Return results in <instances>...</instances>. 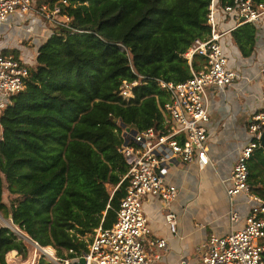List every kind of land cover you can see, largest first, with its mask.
Wrapping results in <instances>:
<instances>
[{
  "label": "trees",
  "instance_id": "trees-1",
  "mask_svg": "<svg viewBox=\"0 0 264 264\" xmlns=\"http://www.w3.org/2000/svg\"><path fill=\"white\" fill-rule=\"evenodd\" d=\"M68 2L62 7L70 27H54L26 88L1 113L0 212L40 247H53L60 261L81 264L77 257L88 251L95 229L113 226L127 193L125 133L150 127L167 133L169 92L161 81H186L207 62L186 53L211 32V0ZM256 33L253 23L232 30L244 56L254 51ZM123 80L140 81L127 103L118 94ZM248 165L250 187L264 198L262 149ZM13 250L28 254L23 238L0 224V264ZM37 264L54 263L41 254Z\"/></svg>",
  "mask_w": 264,
  "mask_h": 264
},
{
  "label": "built area",
  "instance_id": "built-area-1",
  "mask_svg": "<svg viewBox=\"0 0 264 264\" xmlns=\"http://www.w3.org/2000/svg\"><path fill=\"white\" fill-rule=\"evenodd\" d=\"M34 3L35 0H0V22L12 15L26 16L31 21L44 16L56 25L70 27L71 17L62 7L69 3L68 0L40 8ZM220 15L236 20V26L253 23L264 28V2L236 0L234 4L221 5L219 0H211L207 15L211 32L207 38L196 39L186 53L190 61L195 54H199L206 57L207 62L199 70H193L192 77L186 81H161V86L169 92V99L164 105L165 111L171 116L167 133H160L153 127L125 133L133 141L130 142L127 137L120 147L128 166L125 176L129 179L127 193L121 200L113 226L95 229L88 251L77 257L78 262L84 258V264H154L160 261L163 252L168 249L167 237L150 238L151 229L144 199L149 195L159 198L164 206L166 223L170 231L176 234L178 217L172 204L179 194V188L165 181L164 170L177 160L186 163L197 160L202 167L212 163L208 153L206 126L210 119L209 88L230 86L238 77V72L228 65L221 40L224 34L236 26L220 30ZM260 72L263 82L262 106L251 117L249 140L233 166L230 178L232 185L227 186V195L232 203L240 193L248 197L250 210L246 225L224 236L211 234L197 248L196 264H264V198L250 187L248 165L257 150L262 149L264 152L261 144L264 131V63ZM29 76L28 63L0 47V109L8 106L11 96L26 88ZM139 83V80H123L118 90L121 99L126 103L132 101L135 97L134 88ZM230 216L233 222L240 218L233 206ZM60 262L69 264V260ZM178 264L189 263L183 258Z\"/></svg>",
  "mask_w": 264,
  "mask_h": 264
},
{
  "label": "crops",
  "instance_id": "crops-1",
  "mask_svg": "<svg viewBox=\"0 0 264 264\" xmlns=\"http://www.w3.org/2000/svg\"><path fill=\"white\" fill-rule=\"evenodd\" d=\"M44 5L52 6L48 3L41 6ZM41 6L37 2L36 7ZM48 22L52 23L44 16H39L35 21L26 16H10L0 22V47L26 61L29 67L35 65L40 45L53 32ZM236 23L229 16L220 15L219 29L228 30L236 26ZM254 26L257 29L256 44L248 56L242 54L232 35V30L238 26L221 39L228 65L238 72V77L230 86L209 88L210 119L206 126L208 153L212 163L202 167L197 160L189 163L177 160L163 172L165 181L179 188V194L172 204L178 217L176 234L170 231L166 223L164 206L159 198L149 195L144 199V209L151 229L150 238L167 237L169 240L168 249L163 252L160 261L154 264H178L183 258L189 264H196L197 248L211 234L224 236L246 225L250 210L248 197L240 193L232 203L227 195V186L232 185L230 178L233 166L249 140L251 117L262 106L263 82L260 69L264 63V28L257 24ZM26 40H30L27 45ZM3 110L0 109V117ZM179 138L183 139V136L179 135ZM232 206L240 214L236 222L231 220ZM13 252L15 250L10 254Z\"/></svg>",
  "mask_w": 264,
  "mask_h": 264
},
{
  "label": "rangeland",
  "instance_id": "rangeland-1",
  "mask_svg": "<svg viewBox=\"0 0 264 264\" xmlns=\"http://www.w3.org/2000/svg\"><path fill=\"white\" fill-rule=\"evenodd\" d=\"M38 2V1H37ZM37 2H35V6L37 5ZM227 16V15H223ZM228 19H226L227 21ZM52 25L53 29L56 26L55 23H49L48 25ZM30 40H26V45L29 44ZM12 199V195L9 194L7 190L4 192V200L7 203H10V200ZM0 224L3 226L10 227L13 229L15 232H17L20 237L23 238L25 244L28 247V254L22 255L19 254L16 250L15 252L11 253L10 252L7 254V259L9 261L8 264H34L36 262L37 264V259L40 257L41 254H45L46 257L52 260L54 264H62L57 257L55 256V249L53 247H47L42 249L39 244L34 242L26 232H23L19 229V227L13 222L11 217H4L3 214L0 212ZM47 249H50L49 251Z\"/></svg>",
  "mask_w": 264,
  "mask_h": 264
},
{
  "label": "water",
  "instance_id": "water-1",
  "mask_svg": "<svg viewBox=\"0 0 264 264\" xmlns=\"http://www.w3.org/2000/svg\"><path fill=\"white\" fill-rule=\"evenodd\" d=\"M261 144H262V146L264 147V131H263L262 136H261ZM11 218H12V216H11ZM32 240H33V239H32ZM33 241H34V240H33ZM34 242H36V241H34ZM36 243L38 244V242H36ZM42 249H44V248L42 247ZM44 250H45V249H44ZM80 263H81V264H84V263H85L84 258H81Z\"/></svg>",
  "mask_w": 264,
  "mask_h": 264
}]
</instances>
